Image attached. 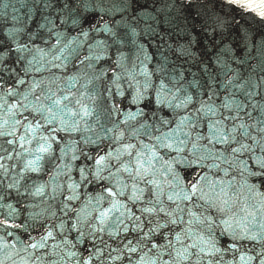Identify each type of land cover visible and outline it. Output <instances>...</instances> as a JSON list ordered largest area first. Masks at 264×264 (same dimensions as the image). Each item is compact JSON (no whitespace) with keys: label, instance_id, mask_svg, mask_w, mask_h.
<instances>
[{"label":"snow or ice","instance_id":"6c2138e0","mask_svg":"<svg viewBox=\"0 0 264 264\" xmlns=\"http://www.w3.org/2000/svg\"><path fill=\"white\" fill-rule=\"evenodd\" d=\"M217 2L0 0V227L41 230L20 264H264V30L232 14L264 0Z\"/></svg>","mask_w":264,"mask_h":264},{"label":"water","instance_id":"95a60500","mask_svg":"<svg viewBox=\"0 0 264 264\" xmlns=\"http://www.w3.org/2000/svg\"><path fill=\"white\" fill-rule=\"evenodd\" d=\"M11 2H15V0H11ZM142 3H144L149 10H154V8H158L161 7L164 3H167L168 0H141ZM194 3H196L197 5H207L208 11H212V5L215 3L217 8L219 7L217 0H193ZM256 3H259V0H255ZM9 12H11V8L8 9ZM233 15H235L236 20L239 22L240 25H243L245 27H250L251 31L253 32H258L261 30H264V25H260L257 21L259 19L258 16H256V13L252 12L251 10L245 9V10H235L233 13ZM196 15V10L193 9L192 10V17H195ZM253 17H256V19H253ZM182 19V17H181ZM191 26V18H190V22H189V27ZM195 31L193 32V35H195ZM187 41V36H185L184 34L181 33H177V32H172L170 35H165L163 37V44L165 45L162 50L167 52V48L166 45H171L173 49H177L178 46L185 44ZM157 43H161L160 40H157ZM151 50V49H150ZM169 55H173V53H168ZM129 67H131V63H129L128 65ZM187 66V65H185ZM17 67H19V65H17ZM53 71H55V69H53ZM192 71H196V68H193ZM45 75H47V73H45ZM117 101H119V97L116 98ZM92 146H89L87 148H85V151H90ZM56 155H59V149L57 148L56 150ZM4 163L7 164H11V165H19L22 166L23 164V160H18V159H13L12 161H3ZM57 163H59V161H57ZM80 164L84 163V159L83 157H81L80 161L78 162ZM52 170V166L51 164H45V172L40 173V174H36V173H30L29 175L32 177V179H36L37 176L39 175L40 178L42 180H48V171ZM13 172H19L20 171V167H16L14 169H12ZM73 179H78V172L73 169L72 173H71ZM2 178V177H0ZM61 180V182L66 180V177L61 176L59 178ZM9 182V180L7 178H4V183L7 184ZM28 184H31V181H28ZM21 191H23V188H21ZM48 191H51V188L48 189ZM3 194V193H0ZM20 199V197H17L15 194V190H12V196L4 201H0V204H7V203H11L13 204L14 207H19V205H17V200ZM63 199V196H57L55 200H50L47 197H45V200L47 201V203L52 204L53 206V210H55L56 208H58L59 202ZM24 204H36L39 205V207L34 208V209H29V211H39L40 208L46 207L45 203H41V198L36 197V198H28L25 199L23 201ZM8 209L6 207H0V219H5L8 218L10 223L12 221L11 217H7V213H8ZM60 213L57 212V216H59ZM27 219V213L25 212L24 215L22 216H18L15 219V223H24L25 220ZM52 222V221H49ZM27 223L29 224H36L38 223V221H32V220H28ZM40 229H32L29 228L28 232L26 233L24 231L23 228L20 229H16V228H11L9 227L7 229V231H5L4 227H0V260H2L4 262V264H13V261L16 262V264H20V258L21 257H25L27 258V253L22 251V247L23 245L20 243L21 241H25L28 242L29 240V236H33L36 237L37 239L39 238L40 235ZM9 233H11V235H9ZM75 233H72L69 235V239H74ZM19 238V239H17ZM106 238V237H105ZM51 241H49V248L51 247ZM7 244L9 247L8 248H4L2 247V245ZM12 245H15V249L12 248ZM63 247V246H62ZM87 247L91 248V245H87ZM84 246H78L79 251H83ZM76 250V249H73ZM19 251V255H15V252ZM29 251H32L31 249H29ZM43 251V250H41ZM61 251V250H58ZM61 255H64V252L61 251ZM46 259L48 260H57L60 261V256H48L46 257ZM225 259H231V254H227L225 256ZM107 264H112L111 261H108Z\"/></svg>","mask_w":264,"mask_h":264}]
</instances>
